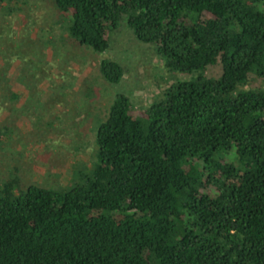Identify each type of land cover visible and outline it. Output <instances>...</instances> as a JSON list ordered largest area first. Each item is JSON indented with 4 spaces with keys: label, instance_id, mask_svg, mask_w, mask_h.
I'll list each match as a JSON object with an SVG mask.
<instances>
[{
    "label": "trees",
    "instance_id": "1",
    "mask_svg": "<svg viewBox=\"0 0 264 264\" xmlns=\"http://www.w3.org/2000/svg\"><path fill=\"white\" fill-rule=\"evenodd\" d=\"M51 2L97 52L122 21L173 80L138 111L115 93L63 190L3 181L0 264H264V0Z\"/></svg>",
    "mask_w": 264,
    "mask_h": 264
},
{
    "label": "rangeland",
    "instance_id": "2",
    "mask_svg": "<svg viewBox=\"0 0 264 264\" xmlns=\"http://www.w3.org/2000/svg\"><path fill=\"white\" fill-rule=\"evenodd\" d=\"M7 1L0 2V188L15 175L19 184L11 195L30 183L63 190L72 171L94 161L95 127L114 94L125 93L138 111L159 96L173 72L122 21L109 32L108 47L97 52L69 39L67 19L52 0ZM9 5L14 9L5 12ZM101 57L121 65L119 81L101 78ZM218 71L217 65L209 68L210 74Z\"/></svg>",
    "mask_w": 264,
    "mask_h": 264
},
{
    "label": "crops",
    "instance_id": "3",
    "mask_svg": "<svg viewBox=\"0 0 264 264\" xmlns=\"http://www.w3.org/2000/svg\"><path fill=\"white\" fill-rule=\"evenodd\" d=\"M16 86H18V85H16ZM14 89L17 91V90L22 89V88H21V86H19V89H17L16 87H14ZM20 92L22 93L21 90H20ZM76 92L78 94L79 91L78 90H75V91H72L71 93H72V95H77ZM11 97H12L11 98L12 100H16L15 94H13ZM77 119H78V117H77ZM76 122H79V121L77 120Z\"/></svg>",
    "mask_w": 264,
    "mask_h": 264
}]
</instances>
